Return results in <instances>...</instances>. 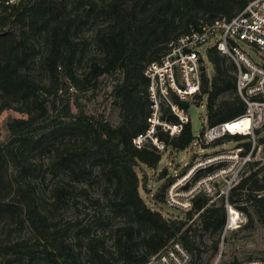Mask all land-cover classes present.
<instances>
[{
  "label": "trees",
  "instance_id": "16d2710c",
  "mask_svg": "<svg viewBox=\"0 0 264 264\" xmlns=\"http://www.w3.org/2000/svg\"><path fill=\"white\" fill-rule=\"evenodd\" d=\"M250 1L22 0L13 6L0 4V115L15 106L29 115L10 119V140L0 144V220L33 232V239L0 242V264H146L172 241H179L190 252V264H211L219 251L217 237L226 225V204L246 216L245 229L254 222L249 209L264 227V165L254 170L259 162L251 159L245 164L250 172L240 177L227 197L213 200L202 190L184 217H171L161 208L174 176L161 171L163 182L152 196L153 204H147L139 190L141 186L148 190L147 181L140 173L155 169L162 154L153 146L139 149L133 144L135 136L146 130L151 113L146 66L160 61L168 44L180 35L203 23L232 19ZM101 19L103 25L98 24ZM84 27L95 28L91 38L82 35ZM92 46L96 53L87 59ZM36 58L47 82L30 72ZM208 58L214 74L203 78L207 125L237 122L246 113L236 88L237 68L216 49L208 50ZM85 62L87 70L79 73ZM103 75H117L113 92L121 101L122 121L116 127L86 114L80 102L92 82ZM163 119L177 122L168 109ZM159 138L167 147L182 151L195 136L188 123L179 137L160 133ZM259 138L264 143V137ZM249 139L226 134L213 144L233 141L242 149L240 155L246 156L252 149ZM36 152L51 158L49 171L65 174L70 181L86 178L88 164L90 173L99 168L106 185L104 200L114 217L122 219L112 227L111 245L91 225L77 221L62 227L45 212L29 179L34 166L30 158ZM204 171L199 176L214 168ZM61 182L52 190L55 207L71 194V183ZM243 194L244 204L238 205L237 198Z\"/></svg>",
  "mask_w": 264,
  "mask_h": 264
},
{
  "label": "rangeland",
  "instance_id": "374dc122",
  "mask_svg": "<svg viewBox=\"0 0 264 264\" xmlns=\"http://www.w3.org/2000/svg\"><path fill=\"white\" fill-rule=\"evenodd\" d=\"M98 24L103 25L102 19L98 21ZM94 30L95 28L93 29V27H84L82 35L91 38ZM38 45L40 51H43V38L39 39ZM209 45L210 44L203 47V52L208 67V74L212 77L214 69L207 53L204 51ZM95 53L96 49L93 46L90 47L87 59L94 56ZM83 64L84 65L79 68V73H82L85 67L87 70V62ZM30 72L37 79L47 82V78L45 74H43L37 58L30 66ZM116 78L117 75L101 76L96 83L92 82L90 89L82 94L80 101L85 107L86 114L89 116L102 117L103 120L108 122L112 127L118 126L122 121V109L120 107L121 101L115 97L113 92ZM141 89L142 86H140V90ZM141 95L143 96V93H141ZM207 103V96H204L200 102L191 103L188 109V116L195 137L198 136L203 128L207 126ZM15 107L4 110L0 115V144L5 145L10 140V135L7 129V123L10 119L29 117L28 114L20 113L15 110ZM65 120L66 122H71V119ZM233 123L234 124L229 125L231 131H234L235 128H239L241 124H248L245 120H242L241 123L240 121ZM258 136L261 138L264 137V131H261ZM258 136H256V146L251 162H259V165L255 166L254 170L264 165V143L261 144L259 142L260 138ZM249 140H251V138ZM237 147V144L233 141H224V143L216 145L212 143L202 145L201 147L196 144V139H194L189 148L182 151L173 150L167 147L166 151L161 152V160L155 169H145V171L140 173L141 177H146V188L148 189L146 191L142 186L140 187L139 190L142 198L147 204H153L152 196L163 182V180H160L161 171L166 170L168 177L174 176V181L177 178L179 179L188 174L189 170L194 165L204 164L205 161L210 158H215L220 154L237 150ZM238 152L239 151H235V153ZM30 160L34 166L29 179H31L34 184L38 196L40 197V202L46 209L45 212L50 215V218L59 222L62 227L67 223H74L77 221L85 226L91 225L92 229L97 231L98 234L106 236L108 241L107 244L111 245L112 239L110 237V232L112 227L121 223L122 219L114 217V212L109 209L104 200L103 192L106 185L105 182L100 179L99 168H95L93 173H90L88 169L91 166L88 164L85 171L86 178L80 181H70L69 176L65 174L57 176L53 171L51 172L48 170L51 158L47 155L42 156L36 152L31 155ZM210 166L214 168V173L212 174H216L211 182L206 180V175H201L203 177L199 176V173L204 170H200L201 167H198V169L195 170V173L189 177V180L192 185L195 184L196 187L199 188L206 187L210 182L214 187V196L212 195L213 200L219 199V196H224L228 191L229 185L238 182L242 175L248 174L251 170L250 167L243 165L240 155L238 157L234 156L230 159H225L221 163H219V161H213V163L206 165L207 168ZM61 180L71 183V194L68 195L64 204L60 207H55V198L52 195V190L56 183H62ZM98 198L100 199V203H95V200ZM245 198L246 196H244V194L238 196V205L244 204ZM161 210L171 217H184V211L182 209L171 207L167 204L164 205ZM229 211L234 212V214L230 213V215H228ZM249 211L253 215L254 222L249 229H245L244 226L247 221L246 216L233 206H228L227 218H232L230 222L231 226L238 223L241 227L236 230H228L226 234H224L223 231L222 234L217 237L219 240V250H223L221 264H230L234 260H237L240 263L253 258L264 259V227L257 221L252 210L249 209ZM98 220H100L99 222H102V226L98 224ZM224 235V242H222V236ZM73 236L74 234L72 233L70 237L71 242L74 241ZM27 239H33V232L29 227L20 229L18 225L11 223L10 220H0V242L7 244L9 241L15 242ZM207 241L208 243L211 242L208 239ZM217 257L218 255H216L211 261V264ZM11 264H13V261ZM15 264L19 263L15 262Z\"/></svg>",
  "mask_w": 264,
  "mask_h": 264
},
{
  "label": "built area",
  "instance_id": "2783aa9c",
  "mask_svg": "<svg viewBox=\"0 0 264 264\" xmlns=\"http://www.w3.org/2000/svg\"><path fill=\"white\" fill-rule=\"evenodd\" d=\"M21 1L0 0V4L13 6ZM208 44L210 45L204 50L207 56L209 49H216L235 64L236 88L246 104V113L236 120L241 123L245 118L248 124H241L234 131L230 130L229 123L213 127L207 125L195 137L196 144L202 147V145L212 144L226 134L239 133L251 138L252 149L246 156H241L242 149L238 148L235 150L239 151L238 153L231 151L210 158L204 164L194 165L188 174L170 183L166 191V204L180 208L184 212L192 210V200L200 191L203 190L210 197L214 194V187L210 182L216 174H212L214 172L204 174L206 180L210 182L206 187L199 188L195 184L192 185L189 180L195 170L198 167H201L200 170H205L206 165L213 161L221 163L225 159L239 155L245 165L252 159L257 132L264 131V0L250 1L232 19L222 18L212 23H203L197 29L192 28L188 33L180 35L168 44V49L160 61L146 66L144 74L149 81L147 95L151 113L147 118L146 130L133 139V144L137 148L153 146L159 152H164L167 146L160 140L159 134H167L170 138L179 137L185 125L191 123L188 116L189 108H185L183 104H189L190 107L191 103L198 102L200 96L204 97L203 78L204 76L211 78L203 52V47ZM167 109L177 118L176 123L163 119L164 110ZM236 184L237 182L229 185L225 197ZM228 206L229 204H226L227 210ZM230 213L229 211L228 215ZM231 220L232 218H227L224 234L228 230L241 227L238 223L231 226ZM224 237L225 235L222 236V242ZM219 251L218 257L212 264H221L223 250ZM191 261L190 252L179 241H172L162 251L150 257L146 264H190ZM239 264H264V260L253 258Z\"/></svg>",
  "mask_w": 264,
  "mask_h": 264
},
{
  "label": "bare ground",
  "instance_id": "6f19581e",
  "mask_svg": "<svg viewBox=\"0 0 264 264\" xmlns=\"http://www.w3.org/2000/svg\"><path fill=\"white\" fill-rule=\"evenodd\" d=\"M243 120H245V121H247V123H248V120L247 119H243ZM235 121H237V120H235ZM234 122V121H233ZM233 122H231V123H229V125H231V124H234ZM239 122V121H238ZM232 214H234V212H231ZM230 215V214H229ZM233 216V215H232ZM234 223V222H233Z\"/></svg>",
  "mask_w": 264,
  "mask_h": 264
},
{
  "label": "water",
  "instance_id": "95a60500",
  "mask_svg": "<svg viewBox=\"0 0 264 264\" xmlns=\"http://www.w3.org/2000/svg\"><path fill=\"white\" fill-rule=\"evenodd\" d=\"M183 106H184L185 108H189V104L184 103Z\"/></svg>",
  "mask_w": 264,
  "mask_h": 264
}]
</instances>
